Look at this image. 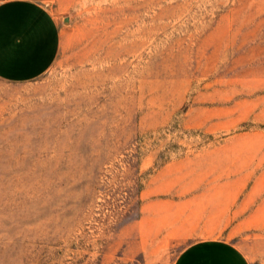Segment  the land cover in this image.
Masks as SVG:
<instances>
[{
    "label": "rangeland",
    "instance_id": "rangeland-1",
    "mask_svg": "<svg viewBox=\"0 0 264 264\" xmlns=\"http://www.w3.org/2000/svg\"><path fill=\"white\" fill-rule=\"evenodd\" d=\"M55 62L0 79V264H264V0H40Z\"/></svg>",
    "mask_w": 264,
    "mask_h": 264
},
{
    "label": "crops",
    "instance_id": "crops-1",
    "mask_svg": "<svg viewBox=\"0 0 264 264\" xmlns=\"http://www.w3.org/2000/svg\"><path fill=\"white\" fill-rule=\"evenodd\" d=\"M61 27L40 0H0V79L23 83L42 76L55 62ZM173 264H249L243 252L222 239L185 246Z\"/></svg>",
    "mask_w": 264,
    "mask_h": 264
}]
</instances>
